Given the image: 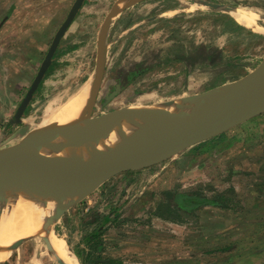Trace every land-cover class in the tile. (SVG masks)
Returning <instances> with one entry per match:
<instances>
[{
    "label": "rangeland",
    "instance_id": "obj_1",
    "mask_svg": "<svg viewBox=\"0 0 264 264\" xmlns=\"http://www.w3.org/2000/svg\"><path fill=\"white\" fill-rule=\"evenodd\" d=\"M116 2L86 0L22 121L13 123L58 30L47 38L43 32L29 35L41 43L30 47L29 77L0 80L2 90L8 82V90L14 85L16 91L15 109H8L0 122V147L18 143L25 128L31 131L66 119V103L80 89L89 87L90 98L98 36ZM158 2L121 5L106 40L107 66L94 117L127 105L142 108L223 87L247 76L264 59V33L245 28L225 12L240 6L264 16V0ZM22 37L15 34L16 39ZM188 43L187 57L191 55L193 63L166 62L182 55ZM201 45L206 60L194 51ZM119 177L54 218L50 227L60 248L43 231L27 238L2 264H100L107 259L138 264L140 256L162 257L163 251L169 252L163 253L168 264H264V114L126 179ZM183 193L204 198L206 204L177 213L183 224L150 221L156 208L166 216L168 204ZM218 194L224 208L214 206Z\"/></svg>",
    "mask_w": 264,
    "mask_h": 264
},
{
    "label": "water",
    "instance_id": "obj_2",
    "mask_svg": "<svg viewBox=\"0 0 264 264\" xmlns=\"http://www.w3.org/2000/svg\"><path fill=\"white\" fill-rule=\"evenodd\" d=\"M85 0H76L62 26L56 33L52 45L40 70L19 105L13 123H20L22 116L39 89L59 44L70 25L75 20ZM142 1V0H137ZM136 0H117L101 27L98 36L95 78L88 99L85 116L81 120L58 123L53 122L31 131L21 130L23 138L14 145L0 147V219L12 212L23 190L24 169L29 160L42 165L50 171L68 179L71 183H88L90 190L83 196L72 200L57 215L46 220V227L53 224L64 210L91 194L112 177L128 171L148 168L167 161L183 151L218 137L245 122L264 114V59L247 76L204 93L176 100L140 107L139 118L144 121L155 119L166 121L171 117L168 128L151 144H138L129 149H116L101 146L74 131L79 127L98 124L103 116L94 117L97 99L101 90L107 64L106 40L113 20L122 13L121 5L132 6ZM56 140L59 142H56ZM44 149L48 151L45 152ZM67 180V181H68ZM61 192H72L66 182L61 183ZM34 191L48 193L55 188L40 182ZM56 193V192H55ZM27 240L18 238L5 247H0V264L8 260ZM46 243L52 248L49 240Z\"/></svg>",
    "mask_w": 264,
    "mask_h": 264
},
{
    "label": "bare ground",
    "instance_id": "obj_3",
    "mask_svg": "<svg viewBox=\"0 0 264 264\" xmlns=\"http://www.w3.org/2000/svg\"><path fill=\"white\" fill-rule=\"evenodd\" d=\"M123 5V4H122ZM225 12L247 29L264 33V16L255 11L239 6L227 7ZM89 87L80 89L66 103L67 117L55 122L69 123L84 118L89 99ZM144 106V105H143ZM140 107L127 105L125 108L105 114L98 124H90L77 128L74 132L101 146L116 149H129L138 144H151L160 132L168 128L171 117L166 121L155 119L141 120ZM56 142H59V140ZM47 152V149H44ZM68 179L50 171L33 160H29L24 169L23 190L20 200L12 212H7L0 219V247H5L18 238L38 236L43 231L57 248L61 242L52 227H46L45 221L62 211L72 200L83 197L89 190L90 184L71 183ZM45 182L55 191L41 193L34 191L35 184ZM66 182L72 192L64 195L61 183ZM56 192V193H55ZM4 254H0L2 260Z\"/></svg>",
    "mask_w": 264,
    "mask_h": 264
},
{
    "label": "crops",
    "instance_id": "obj_4",
    "mask_svg": "<svg viewBox=\"0 0 264 264\" xmlns=\"http://www.w3.org/2000/svg\"><path fill=\"white\" fill-rule=\"evenodd\" d=\"M75 1L76 0H0V80H15L16 77L26 79L29 77L32 67L30 47L32 44H37L39 46L41 45L39 40H33L32 38L30 39L29 35L32 33L37 35L43 32L42 38H47V34L51 33V31L55 32L59 30V28L62 26L61 24L64 16L69 14ZM159 1H169L170 5H172L171 0ZM85 6L86 0L79 10L77 14L78 16H80V13L85 10ZM77 18H75L73 23L68 28L67 32L72 31V27H74V25L76 24ZM113 29L114 23H112L111 31H113ZM16 33L19 35V37H21V35H23V37L16 39ZM65 35L63 40L67 37ZM181 50L184 54L183 60H176L173 59L174 57H171L170 59H167L166 62L168 64L170 62L174 63L176 61L185 62L184 58L187 57V53L191 54L190 44H183ZM142 73L143 71L138 72V76ZM1 87L2 86L0 84V112H2L0 113V122L2 124L8 112L7 110L15 109L14 94L16 93V91L14 89V85L10 88V90H8V82L3 83V87L5 90H2ZM146 169L148 168H144V170ZM135 171V174H137V171L139 170ZM132 172L133 171L123 172L114 177L120 176L118 180L121 181L131 175H135L128 174ZM216 196L218 197L216 198V203L214 206L224 208L225 206L223 205V200L221 198L222 196H220V194ZM177 197L178 198H173V200H171L172 204H168L170 210L167 211L166 216L165 214H159L158 209L156 208L153 212H151L152 215L150 221H160L169 225L183 224L185 223V220H179L181 217L177 219V213H180L182 211L190 213L194 208L206 204V200L204 198L200 197L199 199H196L194 196H188L185 193H183L182 196L179 194ZM93 223H95V220L93 221ZM150 237L153 238L152 234L150 235ZM146 244L150 245L148 243ZM163 253L168 255L169 252L167 253L163 251L162 257H160V254L158 253L151 256V258L150 255L140 256L141 259H139L140 263L138 264H168L169 261L167 258H165L166 255H163ZM98 261L99 260L97 259L95 263H97ZM120 263L121 261L119 260L107 259L100 264Z\"/></svg>",
    "mask_w": 264,
    "mask_h": 264
},
{
    "label": "trees",
    "instance_id": "obj_5",
    "mask_svg": "<svg viewBox=\"0 0 264 264\" xmlns=\"http://www.w3.org/2000/svg\"><path fill=\"white\" fill-rule=\"evenodd\" d=\"M194 51H199V53H200V55H204L203 57H205L204 58V60H206L207 59V56H206V53H205V51H206V49H205V46H203V45H201V46H198V47H195L194 48ZM189 60V64H191V63H193V60H192V58H191V55H190V57H188L187 58V61ZM195 64H196V62H194ZM168 210H170V208L168 209ZM172 212V211H171ZM170 212V213H171ZM159 213V212H158ZM160 214V213H159Z\"/></svg>",
    "mask_w": 264,
    "mask_h": 264
},
{
    "label": "flooded vegetation",
    "instance_id": "obj_6",
    "mask_svg": "<svg viewBox=\"0 0 264 264\" xmlns=\"http://www.w3.org/2000/svg\"><path fill=\"white\" fill-rule=\"evenodd\" d=\"M68 16V15H67ZM67 16H66V18H67ZM66 18L63 20V22H62V24L64 23V21L66 20ZM61 24V25H62ZM56 52H57V50H56ZM56 52H55V54H56ZM183 57H184V54H183V52H182V55H178V56H175L173 59H176V60H183ZM54 58H55V55H54V57H53V60H54ZM187 58L188 57H185L184 59H185V62H183V63H186V64H188V65H190L188 62H189V60L187 61ZM53 62L54 61H52V64H53ZM52 64L50 65V67L52 66ZM50 67L48 68V70H47V73L49 72V69H50ZM39 71V70H38ZM38 73V72H37ZM47 73H46V75H47ZM46 75H45V77H46ZM44 77V78H45ZM42 84V83H41ZM40 84V85H41ZM32 85V84H31ZM31 87V86H30ZM30 87L28 88V89H30ZM40 87V86H39Z\"/></svg>",
    "mask_w": 264,
    "mask_h": 264
}]
</instances>
